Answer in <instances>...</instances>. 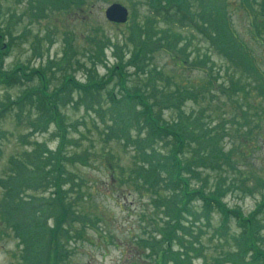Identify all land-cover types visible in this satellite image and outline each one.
Here are the masks:
<instances>
[{
    "label": "rangeland",
    "instance_id": "rangeland-1",
    "mask_svg": "<svg viewBox=\"0 0 264 264\" xmlns=\"http://www.w3.org/2000/svg\"><path fill=\"white\" fill-rule=\"evenodd\" d=\"M58 1L57 6L63 8L65 3L56 0L55 4ZM71 1L66 0L67 5ZM220 1L227 3L237 35L251 48L253 60L258 66L254 65L260 76L253 71H244L237 63H234L236 66L229 63L203 36L181 25L175 17L167 21L157 18L151 14L145 0H84L82 9L81 4L73 3L67 10L51 8L46 0H0V46L5 48L8 44L5 67L10 69L19 64L38 67L47 65L48 61L58 60L60 63L66 46L65 39L69 36L72 49L75 50V60L78 58L85 66L71 65L68 70L74 71L84 81L88 68L93 69L86 58L87 52L94 50L88 35L107 37L125 45L129 34L125 24L118 25L105 19L104 13L112 4L124 5L129 14L135 13V19L140 24L148 19L153 20L157 30L147 32L146 40L156 44L158 41L155 37L168 35L172 38L169 51L172 56L164 49L153 50L146 64L160 71L166 81L163 84L167 89L163 84L160 86L162 93L194 91L195 97L193 99L185 94L183 98L181 96L184 101L179 109L161 106L159 115L165 123L177 122L182 112L183 119H195L199 124L198 115L210 120L208 122H211L212 127L221 125L220 132L224 136L219 139L218 146L224 153L231 154L233 167L222 166L221 170V176H226L227 182L232 183V188L224 195L226 207L239 208L248 216L264 197V100L254 92L247 97L246 90L228 93L227 88L231 81L249 83L252 87L262 80L264 46L252 40L251 18L239 4L240 1ZM166 29L167 34H162ZM128 45L130 43L127 42ZM127 46L123 49L124 60L128 58ZM105 53L108 64L102 62L95 66L98 80L103 78L100 76L106 73L107 66L116 64L110 49H106ZM202 59L204 62L199 63ZM134 69L137 68L124 69L125 75L129 73L128 85L143 84L141 79L144 76L138 77L139 72L134 75ZM55 77L59 79L54 81L58 85L60 71L55 73ZM24 87L0 86V102L5 103L21 96ZM102 87L106 89L98 91L100 94L89 109L86 108V102L78 100L71 101L60 112L66 118V124H76V130L68 127L69 138L83 134L75 147L69 145L70 141L65 144L66 151L72 154L86 151L90 160L86 165L72 161L68 167L76 174L79 183V188H75V192L70 195L79 192L83 195L74 200L73 212L94 224L91 227L75 222L71 226L68 241V237H61L62 233L57 236L55 222L49 218L47 226L53 228L50 250L54 247L68 249L61 257L55 253L52 263L158 264L161 254L166 258L164 264H262V261L251 259L252 251L247 248L249 243L238 239L242 230L246 232L247 228L240 227L234 215L220 209L205 210V205L199 204L196 199L191 201L190 210H180L181 205H177L171 196L172 190L166 188L168 184L162 181L168 178L163 169L156 171V178L161 184L150 187V183L143 182L145 176H151L150 167L154 165V159L144 153L139 156L135 154L134 149L138 147L134 128L126 126L130 131L129 136L106 140L104 134L116 130V125L109 123L108 119L114 116L117 109L111 106L107 98L108 92L115 90L109 79L104 81ZM73 95L76 97V92ZM117 100H120V96ZM117 107L124 108V117L135 114L137 108L131 101H122ZM12 108L0 119V130L5 132L0 140V264H34L36 259L32 256L35 243H28L31 250L24 251L25 241L20 232L17 234L18 229L14 227L16 223H12V218L6 214V207L9 202L19 201L20 206H15L13 214L17 215L18 223L23 222V226L28 227L26 220L31 217L38 219L43 197L48 198L52 193L48 185L51 176L46 172L49 162L46 157H51L50 149L58 145L60 136L54 125L34 130L30 123L40 113L36 109H27L21 118L20 111L15 116ZM97 110L100 111L97 113ZM181 123V127L188 132L184 128L187 122ZM249 128H253L250 140L241 136ZM173 143L175 141L172 138H159L154 147L160 150L161 157ZM193 143L190 145L194 146ZM138 144L142 152H148V149L143 148L151 145L144 140H138ZM183 156L186 158L188 155ZM216 156L220 157H214L216 163L225 165V159L222 158L225 156L220 153ZM107 158L111 159L108 164ZM14 159L25 164L22 166ZM199 169L208 181L207 188L212 189L218 178L217 173ZM174 180L171 179L173 184ZM4 181L17 185L14 189H20L16 193L19 196H7L6 191L11 187L6 186ZM32 183L36 186L33 187ZM191 183L200 186V181L192 180ZM167 205L173 215L168 214ZM153 240L157 245L143 243ZM46 243V240L41 242L39 251L41 261L48 263V252L43 250ZM27 253H31V257Z\"/></svg>",
    "mask_w": 264,
    "mask_h": 264
},
{
    "label": "trees",
    "instance_id": "trees-1",
    "mask_svg": "<svg viewBox=\"0 0 264 264\" xmlns=\"http://www.w3.org/2000/svg\"><path fill=\"white\" fill-rule=\"evenodd\" d=\"M46 1V4H50V7L56 10H67L73 3L81 4L80 9H82V4L84 3V0H72L68 5L66 3L62 5L63 8H60L57 6L59 1L56 4V0ZM145 1L150 8L149 11L151 14L155 15L157 18L167 21L168 18L172 16L175 17L176 21L181 25L188 26L203 36V38L223 55L229 63H237L244 71H253L260 76L254 65L255 61L251 53L252 50L242 41L241 37L237 35L232 19L230 18L231 15L228 12V5L224 1ZM239 1V4L248 11L251 18L252 40L264 46V0ZM151 21L152 20L148 19L147 25L142 30L136 28L137 25L135 26V24L128 29L129 34L125 40V46H127V42L130 43V45L127 46L129 52L126 60H124V44H119L107 37H98L93 34L88 35L87 38L93 44L94 50L88 51L86 58L89 64H92L93 69L88 68L84 81L77 79L74 71L71 69L68 70V67L70 68L71 65L78 67L85 66L78 58L75 60V50L72 49L69 36L65 39L66 46L63 51L64 58L62 62H64V67L59 65V61H48L45 66L30 68L27 67L28 65L22 64L23 66H14L12 69L10 68L8 70L4 65L8 44L5 45V48L2 45L0 46V83L6 87L15 86L16 84L19 86L25 85L21 96L13 100H8L5 103L0 102V119L4 113L10 110V107H13L12 113H15V116L19 115L17 113L19 110L21 118L24 117L27 109H36L37 112L40 113L37 114L36 118H33L30 123V125H33L34 130L49 128L54 124L56 129H58L57 132H62L59 135L60 142L57 147L50 149L51 157H46V159L49 160L46 172L51 176L48 185L52 188V193L48 198L43 197V205L38 212V219L31 217L26 220L28 227L23 226V222L18 223L17 215L13 214L15 206L19 205V201L16 203L9 202L6 207V214L12 218V223H16L14 227L18 229L17 234L19 235L20 232L22 240L25 241L23 242L24 251L29 252L31 250L29 245L33 244V242L35 243V250L32 256L33 259H36L35 261L33 260L36 262L34 264H53L52 262L55 261L53 255L55 253L61 257L68 251V249L59 250L56 247L50 250L49 245L53 240L51 236L53 228L47 226L49 218L53 219L55 222L54 229L57 236L59 233H62L61 237L64 239L68 237V241L71 237L69 234L72 231L71 226L75 222L88 224L93 227V222L87 221L79 213L73 212L74 200L81 198L83 195L80 192L75 195H70L72 192H75V188H79V183L76 174L68 168L72 161L80 165L87 164V162L90 161L89 157L86 156V151L79 154L68 153L64 146L70 141L69 145L75 147L83 134L80 133L78 137L69 138V136H67L68 127L76 130V124H66V118L60 112L68 103L78 100H82L84 103L86 102L85 105L89 109V107L95 103V98L99 96L100 93L98 91L103 89L102 85L104 81H108V79L113 86H119L120 91L115 93L114 90L107 94L109 103L117 110L114 116L108 119L109 123H114L116 125V133L109 132L104 134L106 135V140H109L111 137L120 138L122 135L129 136L130 131L126 128L127 123L128 126L135 123L136 125L134 127L137 133L135 135V140H137L136 145L138 147L134 149L135 154L139 156L141 153H144L154 159V165L150 167L151 176H145L143 182L147 184L150 183V187H155L159 183V180L156 178V171L163 169L167 173L168 178H166V181H162L164 184H168L166 188L172 190L171 196L173 195L177 205H181L180 210L182 208L186 211L190 210L192 208L190 205L191 201L196 199L199 201V204L201 202L203 206L205 205V210L208 209L212 211L214 209H220L234 215L238 220L239 226L247 228L246 232L245 229L242 230L238 239L241 240L242 238L243 241L249 243L247 248L252 251L251 259L258 262L262 261V264H264V234L262 233L264 232V197L257 205L256 209L248 216L244 215L243 211L239 208L234 207L233 209H228L226 207L227 203L224 202V195L232 188V183L227 182L228 179L226 176H221V170H223L222 166L233 167L231 166V154L224 153L223 149L218 146L219 139L224 136V133L220 132L221 125L212 127L211 122H208L210 120H206V118L202 119L197 115L198 124L195 119L191 121L188 118L183 119L181 115L182 112L179 113L177 122L173 123L169 121L165 123L159 115L161 106H164L165 109L169 107L179 109L182 105L181 103L184 101L182 98L185 94L193 99L195 97L194 91L162 93L160 86L166 81L163 79L161 72H157L158 70H156V68H150L149 65L146 64V61H148L150 53L153 50L164 49L172 56V53L169 52L171 51L170 43L172 42V38L168 39L167 35H164L166 39L164 40V45L160 42H158L160 45H158V43L150 44L149 41L146 40L148 36L146 33L151 31L148 25ZM162 33L167 34V29L162 31ZM106 49L111 50L116 64L107 66L106 73L101 76L99 75L103 78L98 80L95 66L98 63L103 64L102 62L108 64L105 53ZM180 51H183V49H180ZM202 62H204V59L199 61V63ZM180 65L183 66L181 60ZM194 65L195 64H193V66ZM128 67L137 68L134 69L135 73L133 74L135 75L139 72L138 77L142 78V76H144V79H141L143 84H136L131 87L128 86L129 73L126 75L124 74V69ZM59 71L61 79L58 85H56L54 81H58L59 79L55 77V73ZM262 79L264 80V77ZM263 80L257 82V84L252 87H250L249 83L231 81L227 91L228 93H235L246 90L245 93L247 97L254 92L261 100H264ZM99 84H101V86H98ZM140 86L142 87L141 89L139 88ZM162 86L166 85L163 84ZM75 92L76 97L73 95ZM117 94L120 96V100L116 99ZM86 99L92 100L88 101ZM122 101H126L127 103L131 101L140 105V107H138L139 105L137 106L135 104V106H137L135 114L131 113L127 115V123H124L117 117L118 115L120 116V113L124 109L123 107H117ZM98 111L100 110H97V113ZM182 121L187 122V127L184 128L188 130V132L181 127ZM252 129L253 128H249L241 136L250 140L253 134ZM168 135L169 137H166ZM2 136H5V132H1L0 130V140ZM192 136L193 138L191 139ZM159 138H172L175 141L171 148L166 149L161 157L159 155L160 150L154 147L155 141H158ZM138 140H144L146 143L151 144L143 148L144 150L148 149V152L141 151L142 147H139ZM191 142H194V146L192 144L190 145ZM217 153L225 156L222 157L225 159V165L216 163L214 157L220 158L216 156ZM183 155L188 156L184 158ZM14 160L20 165L25 164L17 159ZM106 160H108V164L111 159L107 158ZM108 167H111V165H108ZM199 167L217 173L218 178L215 180L212 189L207 188L208 181L204 179L201 171L198 170ZM201 176H203V179ZM171 179H175L174 184L171 182ZM192 180L200 181V186H193L194 184L191 183ZM225 182H227L226 185H224ZM4 184L11 187L6 191L7 196H12L13 194L19 196L16 193H18L20 189L17 188V191L14 189L17 185L15 186L12 182L7 181H4ZM159 184H161V182ZM32 186H36L35 183H32ZM29 200L32 201L31 197H29ZM20 201L23 202L22 200ZM224 207L227 209L224 210ZM167 209L168 214L173 215L169 205H167ZM20 227L22 231H20ZM44 240H46L47 243L43 246V248H45L43 250L44 252H48V263L41 261L40 257L41 252L39 251V247ZM143 243L153 246L157 245L154 240L143 241ZM27 254L28 257H31V253ZM158 259V264L165 263L166 258L163 255L159 254Z\"/></svg>",
    "mask_w": 264,
    "mask_h": 264
},
{
    "label": "water",
    "instance_id": "water-1",
    "mask_svg": "<svg viewBox=\"0 0 264 264\" xmlns=\"http://www.w3.org/2000/svg\"><path fill=\"white\" fill-rule=\"evenodd\" d=\"M106 16L112 21L125 22L127 18V10L120 5L114 4L107 9Z\"/></svg>",
    "mask_w": 264,
    "mask_h": 264
}]
</instances>
